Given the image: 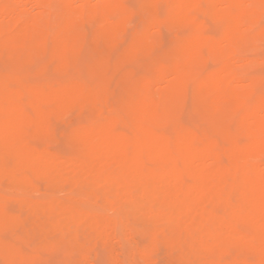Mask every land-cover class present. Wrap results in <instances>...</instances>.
<instances>
[{"label": "clouds", "instance_id": "obj_1", "mask_svg": "<svg viewBox=\"0 0 264 264\" xmlns=\"http://www.w3.org/2000/svg\"><path fill=\"white\" fill-rule=\"evenodd\" d=\"M0 264H264V0H0Z\"/></svg>", "mask_w": 264, "mask_h": 264}]
</instances>
